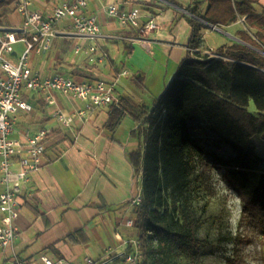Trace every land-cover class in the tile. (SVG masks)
Segmentation results:
<instances>
[{
	"label": "crops",
	"instance_id": "1",
	"mask_svg": "<svg viewBox=\"0 0 264 264\" xmlns=\"http://www.w3.org/2000/svg\"><path fill=\"white\" fill-rule=\"evenodd\" d=\"M0 1H5L0 9L1 29L21 28L24 19L15 9V0ZM63 1L33 0V7L51 15ZM249 1L254 12L264 16V0ZM197 2L204 4L205 11L208 0H91L87 12L99 20L98 44L106 61L92 62L84 54L75 56L74 40L61 36L49 53L32 58L33 69L43 76L63 74L86 81H116L120 98L151 107L187 57L222 58L217 52L220 48L242 44L239 32L257 40V30L245 18L228 26L203 22L199 47L191 49L192 15L188 9ZM114 4L127 10L138 6L140 25L153 21L157 28L150 32L122 28L108 15V7ZM67 25L62 23L58 29L71 31ZM24 49L23 44L15 45L11 61L17 62ZM123 71L128 75L122 76ZM49 95L54 104L47 102ZM23 97L33 111L18 115L15 137L24 140L27 134L49 131L48 163L33 175L24 192L17 237L9 248L0 249V264H42L41 256L83 264L87 258L102 259L109 250H130L124 244L137 239L138 232L126 223L135 217L131 202L141 192L142 181L129 156L144 145L141 123L128 115L111 133L107 129L110 109H101L86 118H75L67 128L54 113L60 110L72 116L84 108V103L58 92H25ZM71 236L76 240L71 241Z\"/></svg>",
	"mask_w": 264,
	"mask_h": 264
},
{
	"label": "trees",
	"instance_id": "2",
	"mask_svg": "<svg viewBox=\"0 0 264 264\" xmlns=\"http://www.w3.org/2000/svg\"><path fill=\"white\" fill-rule=\"evenodd\" d=\"M4 4L0 1V9ZM203 6L197 2L188 9L191 49L199 47L203 22L228 26L245 18L257 30V40L239 32L242 44L220 48L222 58L187 57L151 107L119 97L107 129L115 132L128 115L141 123L144 145L129 157L137 176L142 174L143 200L134 207V229L143 264H178L199 253L203 242L191 203L199 168V176L219 170L242 204L234 254L226 264H248L245 249L252 246L259 247L264 264V16L249 0H208L205 11ZM222 99L235 106L234 114ZM252 104L257 114L249 112Z\"/></svg>",
	"mask_w": 264,
	"mask_h": 264
},
{
	"label": "built area",
	"instance_id": "3",
	"mask_svg": "<svg viewBox=\"0 0 264 264\" xmlns=\"http://www.w3.org/2000/svg\"><path fill=\"white\" fill-rule=\"evenodd\" d=\"M91 0H66L56 5L53 13L47 15L33 7V0H15L16 11L23 17L24 24L15 30L0 27V249L9 248L17 237L16 222L21 216L24 192L35 173L48 163L47 142L50 132L40 130L27 134L24 140L15 137L18 115L29 114L33 107L24 99L25 92H58L65 97L84 103V108L75 115L67 116L58 110L54 113L63 126L71 127L75 118H86L101 109H110L119 104L116 81H86L63 74L43 76L33 69L32 58L49 53L54 41L61 36L73 39L72 52L75 56L85 55L91 61L103 63L106 55L99 48L100 24L95 15L87 12ZM108 15L115 18L124 29L140 28L150 32L157 28L153 21L140 25L141 10L133 6L130 10L114 4L108 7ZM67 23L71 30L64 33L58 29ZM23 44L25 49L17 62L10 56L15 45ZM123 71L122 76H127ZM49 104L53 98L47 97ZM141 192L131 205L142 204ZM128 228H134L135 220L127 221ZM130 250L116 253L106 252L100 260L87 258L83 264H143L141 244L135 239L124 244ZM42 264H72L66 260H52L41 256ZM16 264H26L16 261Z\"/></svg>",
	"mask_w": 264,
	"mask_h": 264
},
{
	"label": "rangeland",
	"instance_id": "4",
	"mask_svg": "<svg viewBox=\"0 0 264 264\" xmlns=\"http://www.w3.org/2000/svg\"><path fill=\"white\" fill-rule=\"evenodd\" d=\"M226 111L234 114L235 106L222 99ZM249 112L257 114L254 105ZM146 125V129H147ZM198 169L191 186V203L199 222L197 235L203 244L194 259H178V264H226L234 254L232 239L239 233L242 204L236 193L222 181V173L212 169L203 176ZM199 176V177H198ZM142 181V174H140ZM156 248V242L150 245ZM259 247L245 249L248 264H262ZM264 254V249L262 250Z\"/></svg>",
	"mask_w": 264,
	"mask_h": 264
},
{
	"label": "water",
	"instance_id": "5",
	"mask_svg": "<svg viewBox=\"0 0 264 264\" xmlns=\"http://www.w3.org/2000/svg\"><path fill=\"white\" fill-rule=\"evenodd\" d=\"M264 55V52H261Z\"/></svg>",
	"mask_w": 264,
	"mask_h": 264
}]
</instances>
